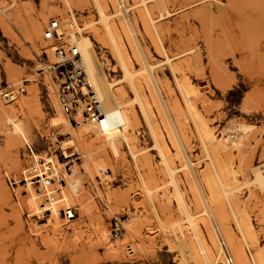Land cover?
Returning a JSON list of instances; mask_svg holds the SVG:
<instances>
[{
	"label": "rangeland",
	"instance_id": "374dc122",
	"mask_svg": "<svg viewBox=\"0 0 264 264\" xmlns=\"http://www.w3.org/2000/svg\"><path fill=\"white\" fill-rule=\"evenodd\" d=\"M256 2L207 0L198 3L197 0H166V11L169 13L162 17L156 1L150 0L149 5L160 28V39L171 57L168 63L158 41L153 43L143 37L139 27V13L132 9V17L150 50V60L157 63L156 71L184 108L181 124L188 141L190 158L195 163L202 183L211 165L209 153L214 155V146L217 144L208 146V149L204 146L201 131L204 128L211 130L220 140L218 143L223 147V159L228 158L239 170L238 183L253 177L252 166L264 163V86L260 88L257 82H264V26L254 24ZM90 9L89 12V9L75 8L72 13L62 0H0V90L6 86H24L27 90L15 103H6L1 97L0 103L10 108L20 101L25 104L31 97L36 100L31 107L21 108L18 113L16 124L21 126V130L14 123L8 122L6 125L0 120V264H182V253L176 236L183 234L189 239L194 238V234L188 222L183 219L185 213L179 206L175 188L169 183V175L161 157L153 149L150 127L139 104L134 103L139 116L137 125L129 124L127 127L132 149L123 140L118 158L111 148L103 149L96 154L98 161L92 169L87 165L81 149L71 147L67 151L75 155L70 158L65 156L62 145L71 136L62 134V126L54 127L51 124L52 118L59 111L64 112L59 104L54 103L58 102V98L52 74L37 71L38 64L54 58L51 43L44 39L43 31L51 16H60L62 21L77 17V21L84 27L83 24L89 19H97L93 4ZM117 18H122V15ZM2 20L10 26V34L3 29ZM36 20L42 24L41 35L36 39L37 46L28 34L29 26ZM89 30L85 28L82 33L92 37ZM94 48L99 57L112 56L108 49L106 52L95 40ZM133 60L134 66L140 68L135 57ZM111 63L116 72H110V77H120L117 61L112 60ZM8 68L18 72L19 81L9 79ZM176 75L184 77L191 84L194 112L200 115L197 121L184 103ZM25 78L29 82L24 83ZM30 88L34 90L31 94ZM130 96L133 97L131 92ZM250 106H259L262 111L246 112L244 107L246 109ZM156 109L153 105L152 123L170 151L172 164L178 168L176 178L187 206L197 215L202 209V203L198 202L201 201L199 195V199L196 197L195 183L189 171L182 168L172 131ZM72 125L79 128L76 124ZM237 127L239 130L236 131ZM240 127H250L249 134L255 138L253 140L251 137V143L243 147H238L236 143L239 137L244 138ZM133 151L137 155L136 162ZM241 156L250 162L249 170L240 171ZM106 157L112 162H108ZM39 162L48 163L55 173L66 178L64 185L48 183L45 188L47 192L54 190L52 192L62 196V202L57 205L58 218L53 214L51 202L44 205L51 211V217H37L44 206L36 209L29 203L28 194L34 189L24 180L25 177L27 179L28 167ZM145 163H150L151 167ZM99 164L104 169L99 170ZM70 166H74V177L83 181L81 195L86 201L88 212H83L78 202L64 201V195L69 191L68 181L71 176L67 174V168ZM140 169L143 174L150 172L156 185L161 187L153 199L147 197L139 184ZM203 187L206 188L205 185ZM237 194L246 204V217L243 220L253 223L259 237L258 246L250 247L248 251L256 253L264 250V190L256 184H249L242 186ZM154 205L160 213L167 209L168 212L162 214L166 224L182 218L179 222L182 223L183 233L178 227L163 228L152 214ZM73 206L77 208V218L65 225L61 211ZM198 215L197 220L205 221L203 224L201 221L198 223L205 226V215ZM115 218L122 220L126 228L121 239H115L111 234ZM233 219L232 224L236 227ZM132 221L140 225L139 232H133L130 228ZM56 223L62 229H54ZM74 224L76 228H73ZM100 229L108 231L114 248L120 247L124 257L122 261L113 258L110 248L100 242ZM128 245L133 247V254H129Z\"/></svg>",
	"mask_w": 264,
	"mask_h": 264
},
{
	"label": "bare ground",
	"instance_id": "6f19581e",
	"mask_svg": "<svg viewBox=\"0 0 264 264\" xmlns=\"http://www.w3.org/2000/svg\"><path fill=\"white\" fill-rule=\"evenodd\" d=\"M155 1L161 12L160 16L164 17L167 13H169L166 11V0ZM197 1L198 3H201L207 0ZM256 1L257 2L253 11L254 17L256 18L254 20V24L257 25L260 23L264 26V0ZM149 2L150 0H62L64 6L72 13H74L75 8L83 10L89 9L90 12V7H92L93 4V10H95L97 14V19H89L83 24L84 27H82V25H80L77 21V17H72L66 21H62L60 16L54 17L61 19V23L70 30L68 31V34L73 35L75 46L81 52L89 81L99 94V97L102 100L103 109L107 113V120L104 125L105 127L102 128L86 121L83 114L80 112L76 116L79 127L76 129L71 124L68 117L59 111L58 115L52 118L51 124L54 127L62 126V134L71 136L65 140L62 145L64 154L66 157L70 158L75 155V153H70L67 149H70L71 147H75L77 150L81 149L87 159V165L92 169L93 165H95L98 161L96 154L99 151L111 148L114 156L118 158L121 153L120 149L122 140L129 144V148L132 149L127 127L129 124L131 126L137 125L139 116L134 108V103H138L150 127L151 136L154 141L153 149L157 150L159 156L161 157L163 167L169 175V183L175 188L179 206L185 213V217L183 219L188 222L190 225L189 227L192 229L194 234V238L189 239L183 234L182 236H176L177 244L182 253V264H219L223 263L225 261V257L227 256H231L234 260V264H264V250H259L256 253H250L248 251L250 250V247L258 246L259 237L254 230L253 223L250 220H243L244 217H246V204L242 202L240 196L237 194L238 190H240L242 186L249 184H256L261 188V190H264V163L252 166L251 169L253 171V177L244 183H238V173L240 172L233 166L232 161L228 158L226 159L225 157V159H223V151H221L223 147L221 148L218 143L219 139L216 138L211 130L207 128L201 129L202 138L204 140L203 143L207 149L208 146L217 143L214 146V155H212V153L210 155L209 153V156L211 157V165L210 169L205 173L203 178V183L206 186L204 189L202 180L196 172L195 163L190 158L188 141L186 140L183 126L181 124V116H184L185 114L184 108H182V104H180V102L174 97V93L171 89H169L160 73L156 71L158 65L150 60V50L145 45L144 38L151 40L153 43L158 41L157 43H159L160 49L163 48V53L166 55L165 61L167 63L171 62V57L166 52V48L163 46L160 39V28L156 24L157 21L153 16V11ZM132 9H136L139 13V27L144 38L141 37L138 25L132 17ZM118 15H122V18H117ZM254 17L251 19H254ZM1 23L3 29L10 34L11 28L7 22L2 20ZM85 28L90 29L89 32L92 33V37L82 33ZM45 30L43 31V36ZM41 32V22L38 20L33 21L28 28V34L33 41H36V46L38 45L36 39L40 37ZM74 33L76 34L74 35ZM94 40L95 42L100 43L102 47L106 49V52L109 51L112 56L110 58H108L109 56L104 58L99 57L94 48ZM47 42L51 43L52 47L53 43L51 41ZM134 57L140 65V68H136L134 66ZM112 60L117 61L119 71L121 72L120 77H110V72H116V69L114 68L115 66L111 63ZM262 60H264V55H262ZM51 61H54V58L51 59ZM47 66L48 65L44 64L37 65L38 69H48ZM174 71L175 74H177L176 68H174ZM7 73L10 77L9 79H12L14 82L17 80L19 81L18 72L14 68H8ZM33 80H35V78ZM257 82L259 83L260 88H262L261 86H264V82L261 80ZM176 83L183 95V100L188 111L197 121V118H200V115L198 112H194L195 106L192 101V87L190 86V82L184 79V77L179 78L176 75ZM258 90L260 89L258 88ZM33 91V88H30V94L33 93ZM130 92L133 94V97L130 96ZM35 101L36 100L31 97L25 102V104L20 101L10 108L5 107L2 103H0L1 122L6 125L8 122L16 124V119L18 118V113H20L21 108L31 107ZM54 103L57 105L59 104L57 101H54ZM153 105L157 107L159 115H161L163 119H166V122L172 131L175 138L174 143L181 157L182 168L187 169L193 178L197 189L196 197L198 198L199 195L201 201L198 202L202 203V209L197 213H200L202 216L205 215L207 219L205 226L198 223V221H201L197 220L200 216L197 214L199 216L198 217L190 211L187 206V202L183 197L184 195L180 191V185H178V180L176 178L178 168L172 164L170 151L157 127L152 123V117L154 116L152 110ZM244 110L249 113H259L262 111L259 106H250L246 109L244 107ZM16 126L17 129L21 130V126L19 124H16ZM240 128L243 129L244 138L239 137L236 140V143L238 147H243V145L249 144L251 137L253 140L255 138L249 134L251 130L250 127ZM237 130H239L238 127L236 128V131ZM132 154L135 161L137 155L134 151ZM240 158V171L249 170L250 162L246 161L242 156ZM106 160L108 162H112L108 157H106ZM101 161L102 159H100V163ZM60 164L64 165L62 162H60ZM47 165L49 164H45V167ZM145 165L147 167H151L150 163H145ZM73 168L74 166H72V168L71 166L70 168H67V174L71 176V179L68 181L69 191L65 193L64 201L73 200L78 202L82 211L88 212L89 209L85 203L86 201L82 198L83 194L81 195L83 181L79 177H74ZM101 169H104V167L102 164H99V170ZM56 174L59 175L60 173ZM151 175L152 174L150 172L143 174L140 169L139 184L142 190L146 193L147 197L149 196L153 199V195L161 187L156 185V180ZM47 185L48 183H45L44 187L46 189ZM53 195L54 197L51 198L52 200H49L48 202L53 204L50 206L52 207L54 216L58 218L59 207L57 205L62 202V196L56 192H53ZM44 196L45 195L42 197L35 190H32L28 194L29 203L34 208L39 209L43 206L42 201ZM166 210L167 209L162 212L167 213L168 211ZM163 213H160L154 205L152 214H154L158 220L157 222H159L163 228L175 229V227H178V230L180 229L179 231L183 233L184 230L182 223L179 222L182 221V218L181 220H177V222L166 224L163 221L164 219H162ZM232 217L236 222V227L232 224ZM240 217L242 218L240 219ZM115 219L119 220L118 218ZM115 219H113V221ZM119 221L123 224L122 220ZM204 222H202V224ZM132 225H130V228L134 231L132 229L130 230L133 232H139L138 230L140 225L136 223V221H132ZM54 226V229L56 230L62 229L58 223ZM73 226V228H76L75 224ZM123 236L117 239H121ZM99 238L103 245L110 248L109 252L113 258L120 261L123 260L124 257L122 250L120 247L114 248L106 229L101 230ZM221 242L225 243L226 246L222 244V247L220 245ZM128 246L127 250L129 254H133V247L131 245ZM130 251H133V253H130Z\"/></svg>",
	"mask_w": 264,
	"mask_h": 264
},
{
	"label": "built area",
	"instance_id": "2783aa9c",
	"mask_svg": "<svg viewBox=\"0 0 264 264\" xmlns=\"http://www.w3.org/2000/svg\"><path fill=\"white\" fill-rule=\"evenodd\" d=\"M61 22V19L58 17L51 16L49 19L48 26L44 33V39L46 41H52L53 43L51 49L54 61L48 59L43 63L48 65V69L42 68L37 71L41 74H52L58 103L62 111L69 117L72 124L78 125L76 116L81 112L86 121L97 127L104 128L105 121L107 120V113L103 109L102 100L89 81L81 52L75 46L73 35L68 34L70 30ZM75 34L76 33H74V35ZM27 82H29V79L25 78L24 83ZM43 84H45L44 80ZM26 92L27 90L24 86L18 88L6 86L1 90V98L6 103H14ZM39 163H32V165L28 167L27 179L24 176V182L26 184L30 183L32 188L40 196L43 197V195H45L42 201L44 206L45 203L54 197L52 192L54 190L50 191L52 193L47 192L44 187L45 183L52 185L59 183L62 185L66 180L62 174H56L53 169H51L50 165L45 167L46 162ZM43 165L44 167H42ZM55 189L57 190L58 188ZM41 209L42 213L37 215V217L44 215H49L51 217V211L45 206ZM60 215L63 219V224L66 225L67 222L73 221L77 217V208L74 206L66 209L64 208ZM124 233L125 228L123 224L121 221L115 219L111 226L112 236L117 239L122 237ZM222 244L226 246L225 243L221 242L220 245L222 246ZM130 253H133V251H130ZM219 264H234V260L231 256H227L225 257V261Z\"/></svg>",
	"mask_w": 264,
	"mask_h": 264
}]
</instances>
